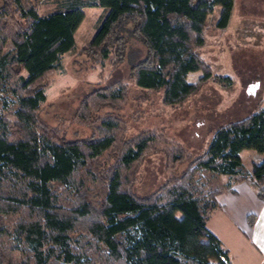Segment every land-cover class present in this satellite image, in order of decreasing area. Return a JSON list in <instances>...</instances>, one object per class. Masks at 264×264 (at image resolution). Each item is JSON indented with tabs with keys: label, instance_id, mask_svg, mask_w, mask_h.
Returning a JSON list of instances; mask_svg holds the SVG:
<instances>
[{
	"label": "trees",
	"instance_id": "16d2710c",
	"mask_svg": "<svg viewBox=\"0 0 264 264\" xmlns=\"http://www.w3.org/2000/svg\"><path fill=\"white\" fill-rule=\"evenodd\" d=\"M92 6L102 13L82 50L120 57L133 39L128 75L139 88L159 91L162 103H180L209 77L229 83L198 52L206 16L217 6L212 26L223 28L229 0H55L46 14L34 0H0V89L15 101L11 117L0 114V264H231L205 226L219 189L198 196L191 178L198 169L224 174L226 185L244 181L264 201V158L244 173L238 154L264 152L263 98L216 126L179 175L136 193L127 171L151 137H115L123 85L96 87L81 99V116L99 110L100 124L87 136L66 137L39 115L45 92L38 79L72 48L82 8ZM6 40L11 47L3 50ZM197 70L198 80L188 81Z\"/></svg>",
	"mask_w": 264,
	"mask_h": 264
},
{
	"label": "rangeland",
	"instance_id": "374dc122",
	"mask_svg": "<svg viewBox=\"0 0 264 264\" xmlns=\"http://www.w3.org/2000/svg\"><path fill=\"white\" fill-rule=\"evenodd\" d=\"M34 1L37 12L46 14L55 0ZM231 5V19L223 28L212 26L217 6L206 16L204 41L198 48L211 73L227 75L229 83L209 77L194 93L173 105L162 103L159 91L139 88L129 77L126 52L138 47L133 39L125 44L120 57L110 52L102 58L82 50L102 13L100 7H83L72 48L60 56L57 67L38 79L45 92L39 105L40 117L66 137L95 133L100 121L94 115L99 110L81 116V99L96 87L123 85L125 94L115 101L119 115L115 137L119 142L135 135L151 137L145 153L129 168L127 177L136 193L153 191L188 167L190 160L204 149L216 126L246 115L264 93V0H232ZM10 47L6 40L3 50ZM200 76L197 70L187 73L186 79L196 82ZM14 107V97L0 89V114L11 117ZM220 183L215 173L201 169L191 178L198 196L207 189L218 188ZM10 240L9 234L2 237L3 242Z\"/></svg>",
	"mask_w": 264,
	"mask_h": 264
},
{
	"label": "crops",
	"instance_id": "0c3cea01",
	"mask_svg": "<svg viewBox=\"0 0 264 264\" xmlns=\"http://www.w3.org/2000/svg\"><path fill=\"white\" fill-rule=\"evenodd\" d=\"M232 9L231 5L226 25ZM259 98L264 100V93ZM238 154L244 173H249L251 165L264 158V152L251 148H242ZM216 177L221 183L214 195L216 205L210 210L206 228L226 248L231 264H264V201L246 182L233 181L226 185V175L216 174Z\"/></svg>",
	"mask_w": 264,
	"mask_h": 264
}]
</instances>
